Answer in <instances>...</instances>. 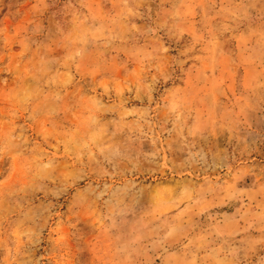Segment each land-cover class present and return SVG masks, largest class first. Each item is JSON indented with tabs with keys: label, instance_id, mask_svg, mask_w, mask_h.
Segmentation results:
<instances>
[{
	"label": "rangeland",
	"instance_id": "1",
	"mask_svg": "<svg viewBox=\"0 0 264 264\" xmlns=\"http://www.w3.org/2000/svg\"><path fill=\"white\" fill-rule=\"evenodd\" d=\"M0 264H264V0H0Z\"/></svg>",
	"mask_w": 264,
	"mask_h": 264
}]
</instances>
